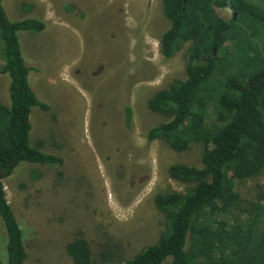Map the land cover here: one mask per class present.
<instances>
[{
  "label": "rangeland",
  "instance_id": "obj_1",
  "mask_svg": "<svg viewBox=\"0 0 264 264\" xmlns=\"http://www.w3.org/2000/svg\"><path fill=\"white\" fill-rule=\"evenodd\" d=\"M0 3L10 21L44 22L38 32L16 31L28 85L47 105L30 108L28 143L40 142L41 151L61 159L57 166L19 162L2 180L21 230L24 264H74L65 245L77 235L88 245V264H124L164 228L153 196L189 185L170 178L167 167L200 164L199 142L177 152L145 140L150 126L167 119L147 101L184 77L187 43L170 57L159 53V35L168 26L161 0ZM7 81L0 73L3 103ZM263 184L264 167L238 190L248 196Z\"/></svg>",
  "mask_w": 264,
  "mask_h": 264
},
{
  "label": "trees",
  "instance_id": "obj_2",
  "mask_svg": "<svg viewBox=\"0 0 264 264\" xmlns=\"http://www.w3.org/2000/svg\"><path fill=\"white\" fill-rule=\"evenodd\" d=\"M228 2L235 14L224 19L216 10L225 0H161L168 26L159 35V53L170 57L187 43L184 77L147 101L167 119L150 126L145 140H161L177 152L199 142L202 151L199 165L167 167L170 178L189 185L153 196L164 228L124 264H264V184L248 196L238 190L264 167V0ZM43 29L32 17L10 21L0 3V73L8 77L7 101H0V264L26 262L2 180L22 161L61 164L39 149L40 142L28 143L30 108L47 105L28 85L16 31ZM129 121L125 106L124 127ZM65 252L74 264L89 262L79 235Z\"/></svg>",
  "mask_w": 264,
  "mask_h": 264
},
{
  "label": "flooded vegetation",
  "instance_id": "obj_3",
  "mask_svg": "<svg viewBox=\"0 0 264 264\" xmlns=\"http://www.w3.org/2000/svg\"><path fill=\"white\" fill-rule=\"evenodd\" d=\"M226 2H227V5L226 6H223V7H219V8H217V10H216V12H217V14L218 15H220L221 17H223L224 19H228L229 17H231V16H234V12L230 9V4L228 5V0H225ZM223 8H227V10L229 11V14L226 16V15H223L222 13H221V10L223 9Z\"/></svg>",
  "mask_w": 264,
  "mask_h": 264
}]
</instances>
